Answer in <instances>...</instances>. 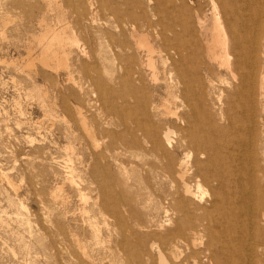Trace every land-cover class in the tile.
Here are the masks:
<instances>
[{"label": "rangeland", "instance_id": "374dc122", "mask_svg": "<svg viewBox=\"0 0 264 264\" xmlns=\"http://www.w3.org/2000/svg\"><path fill=\"white\" fill-rule=\"evenodd\" d=\"M107 1L126 8L125 0ZM139 1L145 7L155 2ZM161 1L167 2L172 15L186 24L202 45L210 35L212 4L222 7V0H189L191 4L188 0ZM86 2L0 0V264H135L137 254L142 264H158L157 250L148 251L153 239L174 263L166 239L161 238L170 227L164 224V214L155 210L154 199L169 184L160 173L149 174L145 165H161V153L119 149L112 160L105 149L114 133L122 130L119 122L132 127L135 121H144L132 96L145 95L160 103L169 94L165 81L159 73L154 94V84L147 78L144 88L134 82L120 84L123 68L119 56L105 73L98 61L97 31L102 27L113 31L115 20L97 10V0H91L93 9L88 14ZM57 31L65 43L56 46L58 55L53 56L46 45ZM213 67L214 92L221 95V102L213 105L208 99L205 105L211 117L223 125L220 113L232 100L238 81L227 70ZM190 98L196 104L194 97ZM126 102L133 108L118 113ZM262 109L258 103L255 129L259 137H264ZM167 119L163 116L156 122L158 129L147 130L162 134ZM204 128L191 130L198 131L206 140L202 146L210 149L211 129ZM173 130L177 137L181 134L180 129ZM174 154L178 163L184 151ZM190 158L192 165L195 157ZM197 158L204 160L201 155ZM263 185L255 179V201L264 195ZM246 187L250 188V183ZM204 193L202 200L208 201L207 186L200 189V197ZM244 200L250 206L247 196ZM252 212L234 218L238 228L233 234L242 240L245 264H264V254L260 260L251 250L254 242L264 241V219L261 211Z\"/></svg>", "mask_w": 264, "mask_h": 264}, {"label": "bare ground", "instance_id": "6f19581e", "mask_svg": "<svg viewBox=\"0 0 264 264\" xmlns=\"http://www.w3.org/2000/svg\"><path fill=\"white\" fill-rule=\"evenodd\" d=\"M160 1L155 0L152 6L145 7L143 1L125 0L126 8L122 10L116 1L97 0V10L109 20H115L113 31L105 27L97 31L100 47L98 61L104 72L108 73L109 63L119 56L120 68H123V75L118 77L120 84L134 82L144 88L147 78L154 84V94L159 88L158 75L162 73L169 93L160 103L145 95L132 96L137 101L135 108L143 114L144 121H135L132 127L125 121L119 122L122 130L114 133L113 141L105 145V149L112 160L114 152L119 149L161 153V165L151 162L145 165L149 167V174L160 173L169 184V188L154 199L155 210L164 214V224L170 227L161 238L166 239L167 253L174 261L172 264H245L240 250L242 240L233 234L238 228L234 226V218L243 217L246 211H253L254 214L255 210H259L264 219V195H259L255 201L257 188L254 186L256 178L264 182V137H259L255 129L258 103L263 105L264 112V0H222V7L212 4L211 30L204 46L186 24L172 15L167 2L161 1L163 7L160 8ZM86 4L85 11L89 14L93 4L91 0H87ZM135 8L139 9L138 13ZM184 35H188L189 39H184ZM54 36L51 35L55 42L48 40L46 49L57 56L56 46H62L65 39L58 31ZM110 50L112 55H108ZM213 64L217 70H227L238 81L232 100L220 113V122H225L223 125L211 117L205 105L208 99L213 105L221 99V95L214 92ZM69 67L67 64L66 68ZM190 96L194 97L196 104ZM178 101L179 104H176ZM123 107V110L118 109V113H129L133 108L129 102ZM184 107L189 109L182 110ZM163 116L168 119L162 134L147 130L158 129L156 122ZM247 121L249 124L244 123ZM204 127L211 129L210 149L202 146L206 143L203 136L191 130H206ZM173 129H180L181 134L177 137ZM177 150L184 151V154L175 163L174 151ZM198 155L204 156V160H199ZM191 156L195 157L192 165ZM247 183H250V188L246 187ZM203 186L208 187V201L202 200L206 193L200 197ZM149 196L152 197V194L149 193ZM245 196L250 206L244 200ZM156 244L154 239L150 240L148 251L157 250L158 264H171L162 246L159 248ZM80 248L85 250L83 246ZM251 250L261 260L264 241L254 242ZM140 256L135 255V264H142Z\"/></svg>", "mask_w": 264, "mask_h": 264}]
</instances>
